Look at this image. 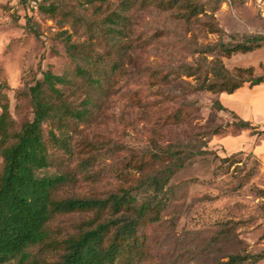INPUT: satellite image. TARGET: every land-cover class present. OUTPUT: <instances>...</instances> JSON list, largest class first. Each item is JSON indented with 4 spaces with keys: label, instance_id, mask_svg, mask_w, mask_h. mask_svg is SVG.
<instances>
[{
    "label": "rangeland",
    "instance_id": "374dc122",
    "mask_svg": "<svg viewBox=\"0 0 264 264\" xmlns=\"http://www.w3.org/2000/svg\"><path fill=\"white\" fill-rule=\"evenodd\" d=\"M53 1V14L29 18L13 0H0V112L8 104L10 131H18L32 117L29 88L46 70L72 80L77 103L86 89L94 93L91 117L67 125L72 153L50 147L54 160L45 173L68 177L55 195L105 197L122 187L137 188L169 163L163 152L170 148L184 166L164 187L169 190L159 219L141 226L145 254L134 264H224L230 256L234 264H264V171L248 149L255 138L236 131L230 113L213 107L216 99L225 105L224 93L194 90L193 77L181 73L183 64L198 58L197 44L213 43L219 35L173 24L168 12L136 6L126 49L119 53L99 30L119 0H110L109 8L84 0ZM201 2L225 32L224 40L264 35V0ZM69 44L78 45L74 59ZM220 58L230 70L252 66L264 74V45ZM88 59H97L98 69L105 70L100 89L89 88L75 72L76 64L93 68ZM115 61L119 67L111 71ZM177 110L181 122L165 125L164 118ZM48 128L44 123L45 135ZM239 150L244 152L234 153ZM92 214H57L48 227L61 238ZM29 251L39 264L57 258L39 245Z\"/></svg>",
    "mask_w": 264,
    "mask_h": 264
},
{
    "label": "trees",
    "instance_id": "16d2710c",
    "mask_svg": "<svg viewBox=\"0 0 264 264\" xmlns=\"http://www.w3.org/2000/svg\"><path fill=\"white\" fill-rule=\"evenodd\" d=\"M84 2H97V7L103 4L107 8L111 6L110 0ZM136 6L168 12L173 24L196 27L205 34L219 35V39L213 43L197 44L196 61L181 66V73L195 80L194 90L231 94L244 84L252 87L264 82V74L256 73L254 67L236 66L230 70L220 58L261 47L264 45V35L247 34L238 41L224 40L222 35L225 32L219 27L213 13L205 9L201 0H119L115 8L108 10L99 27L101 34L110 41V47L115 51L122 53L126 49V39L128 40L132 31V10ZM56 10L53 0H44L36 15L53 14ZM77 47L75 44L67 45V51L73 59L72 51H76ZM95 60H87L93 68L76 64L75 72L89 88L100 89L103 78L107 76L104 69H98ZM118 67L117 61L110 64L111 71ZM73 86L72 80L66 75L43 71L42 79L29 88L32 117L15 132L10 131L12 121L8 104L2 105L0 264H39L41 259L31 255L29 251L35 245H39L42 250L56 252L57 258L46 264H134L135 260L141 259L145 254V240L139 234L141 226L159 219L160 212L166 207V192L169 190L164 187L175 170L184 166L180 153L172 152L169 148L163 152L169 158V163L158 174L142 180L137 188L122 187L118 192L105 197L58 198L55 195L56 189L68 177L64 173H45L54 160L50 147L71 154V136L67 125L89 119L92 114L91 106L95 104L94 93L87 89L84 97L77 103L76 89ZM213 107L230 113L236 131L246 130L256 137L264 136V129H259L258 124L241 118L223 106L218 99L214 101ZM176 122H181L179 110L164 118L165 125ZM44 123L49 125L46 135L43 131ZM213 132L218 133V127H214ZM190 151L193 152L192 149ZM238 152L244 151L234 153ZM249 152L259 164L253 151ZM72 212L93 214L82 221L74 233L61 238L53 236L48 227L49 221L57 214ZM234 260L235 257L230 256L224 264H234Z\"/></svg>",
    "mask_w": 264,
    "mask_h": 264
},
{
    "label": "crops",
    "instance_id": "0c3cea01",
    "mask_svg": "<svg viewBox=\"0 0 264 264\" xmlns=\"http://www.w3.org/2000/svg\"><path fill=\"white\" fill-rule=\"evenodd\" d=\"M245 85L247 84H244L231 94L224 93L226 95L224 106H227L245 120H257L255 124H258L259 127H262L261 129H264V82L252 87L248 85L246 87ZM254 138L255 140L257 138V144L255 140L252 141L250 139L248 143L250 147L248 149L252 150L257 156L260 168L264 171V136H254Z\"/></svg>",
    "mask_w": 264,
    "mask_h": 264
},
{
    "label": "built area",
    "instance_id": "2783aa9c",
    "mask_svg": "<svg viewBox=\"0 0 264 264\" xmlns=\"http://www.w3.org/2000/svg\"><path fill=\"white\" fill-rule=\"evenodd\" d=\"M44 0H13V3L22 6L30 15H36Z\"/></svg>",
    "mask_w": 264,
    "mask_h": 264
}]
</instances>
